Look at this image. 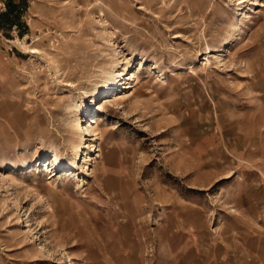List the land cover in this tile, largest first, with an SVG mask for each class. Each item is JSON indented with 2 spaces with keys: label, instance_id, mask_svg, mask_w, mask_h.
Masks as SVG:
<instances>
[{
  "label": "rangeland",
  "instance_id": "obj_1",
  "mask_svg": "<svg viewBox=\"0 0 264 264\" xmlns=\"http://www.w3.org/2000/svg\"><path fill=\"white\" fill-rule=\"evenodd\" d=\"M11 4L0 264H221L264 220V0Z\"/></svg>",
  "mask_w": 264,
  "mask_h": 264
},
{
  "label": "crops",
  "instance_id": "obj_2",
  "mask_svg": "<svg viewBox=\"0 0 264 264\" xmlns=\"http://www.w3.org/2000/svg\"><path fill=\"white\" fill-rule=\"evenodd\" d=\"M237 230V249L223 250L217 255L221 264H264V220L260 223L246 224ZM190 245L196 244V238L187 237ZM215 253L205 255V264H214ZM202 258L195 252L190 264H201Z\"/></svg>",
  "mask_w": 264,
  "mask_h": 264
},
{
  "label": "bare ground",
  "instance_id": "obj_3",
  "mask_svg": "<svg viewBox=\"0 0 264 264\" xmlns=\"http://www.w3.org/2000/svg\"><path fill=\"white\" fill-rule=\"evenodd\" d=\"M30 52H36L37 50L36 49H32V50H29ZM207 53H209V52H207ZM206 55V54H205ZM208 57V56H207ZM206 56H205V61L206 62H208V58H207ZM206 64V63H205ZM117 76H120V74H117ZM116 76V77H117ZM135 76L131 73L130 74V76H128V78H127V80H132L133 78H134ZM134 81V80H133ZM123 84V89H126V88H129V84H130V82L128 81V82H123L122 83ZM118 86V85H117ZM114 96H116V95H114ZM118 96V95H117ZM116 98H118V97H116ZM116 98H113V99H116ZM88 121H90V123H89V125L92 127V124H95L96 123V120H94V118L93 117H91V118H89L88 119ZM77 128H79V130H80V127H77ZM90 132L92 133L91 135L92 136H95V138H93V139H96L97 137H96V135L98 134V133H96V130H94V129H90ZM77 136H79V134L77 133ZM76 136V137H77ZM74 138V137H73ZM92 140V139H91ZM71 143L72 144H74L75 143V141L74 140H71ZM89 146H92V145H89ZM96 151H99V149H97ZM99 154H97V156H98ZM85 157H87V155L85 156Z\"/></svg>",
  "mask_w": 264,
  "mask_h": 264
},
{
  "label": "trees",
  "instance_id": "obj_4",
  "mask_svg": "<svg viewBox=\"0 0 264 264\" xmlns=\"http://www.w3.org/2000/svg\"><path fill=\"white\" fill-rule=\"evenodd\" d=\"M12 7H16V9H17L16 5L11 4L9 12L0 13V27H2V26L11 27L16 22V16L17 15H15L12 12V10H11Z\"/></svg>",
  "mask_w": 264,
  "mask_h": 264
}]
</instances>
